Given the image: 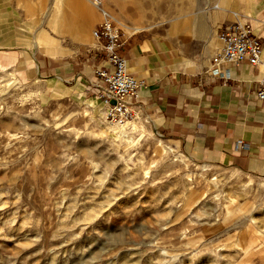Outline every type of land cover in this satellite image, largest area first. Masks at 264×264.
Wrapping results in <instances>:
<instances>
[{
    "label": "rangeland",
    "instance_id": "374dc122",
    "mask_svg": "<svg viewBox=\"0 0 264 264\" xmlns=\"http://www.w3.org/2000/svg\"><path fill=\"white\" fill-rule=\"evenodd\" d=\"M133 1L0 0V39L17 42L14 63L0 65V264H264V175L191 158L147 118L108 122L95 73L85 80L93 91L81 93L65 87L73 79L61 68L39 69L46 53L67 62L79 48L93 52L105 19L96 4L198 62L218 46L219 26L238 20L220 17L216 0H149L138 13ZM190 19L189 32L176 28ZM40 28L49 35L34 49L27 42ZM55 74L66 84L46 88Z\"/></svg>",
    "mask_w": 264,
    "mask_h": 264
},
{
    "label": "crops",
    "instance_id": "0c3cea01",
    "mask_svg": "<svg viewBox=\"0 0 264 264\" xmlns=\"http://www.w3.org/2000/svg\"><path fill=\"white\" fill-rule=\"evenodd\" d=\"M225 1L226 9L220 17L226 12H231L238 20L250 17L252 28L262 42L264 60L263 3L239 0L244 3L239 12L235 9L237 0ZM142 30L129 32L124 29L128 34H121V45L117 48L126 59L129 72L144 80L136 104L137 116L149 119L162 136L173 141L176 148H183L184 151H180L191 158L211 164H229L255 175H264V100L256 97L259 81L264 75L263 65L223 64L219 66L222 74H216L211 70L210 58L198 62L194 53L193 60L183 59L164 40L145 36L140 33ZM94 41V45L90 44L93 52L90 49L89 53L80 52L79 48L80 56L67 62L56 59L64 55L47 53L52 57L39 61L40 70L54 72L61 68L64 75L69 73L68 77L73 79V85H68L60 74L45 76L52 89L60 82L74 92L93 91L88 86L90 82L85 80L106 63L101 42ZM16 44V38L0 39V46L8 48L0 52V65L4 69L15 61L16 51L12 46ZM96 49L99 52L96 53ZM28 50L37 77H43L35 52L30 47ZM18 73L26 77L24 70H18Z\"/></svg>",
    "mask_w": 264,
    "mask_h": 264
},
{
    "label": "built area",
    "instance_id": "2783aa9c",
    "mask_svg": "<svg viewBox=\"0 0 264 264\" xmlns=\"http://www.w3.org/2000/svg\"><path fill=\"white\" fill-rule=\"evenodd\" d=\"M93 35L101 42L106 63L95 69L98 82L91 84L98 88L97 97L103 103L105 119L122 124L137 116L136 104L144 80L129 72L126 59L117 52L121 45V32L111 18L103 19L94 28ZM216 36L219 44L210 57L211 70L216 74H222L219 66L223 64L239 66L246 62L264 66L261 39L249 22L235 20L223 23ZM256 97L264 100V75L259 81Z\"/></svg>",
    "mask_w": 264,
    "mask_h": 264
},
{
    "label": "bare ground",
    "instance_id": "6f19581e",
    "mask_svg": "<svg viewBox=\"0 0 264 264\" xmlns=\"http://www.w3.org/2000/svg\"><path fill=\"white\" fill-rule=\"evenodd\" d=\"M92 1V0H91ZM114 1H116L117 2V0H114ZM150 1L149 0H138V1H133L132 2V10L134 11V12H136V13H138V11L139 10H141L142 9V7H143V5L144 4H147V3H149ZM225 4H226V1L225 0H216L212 5H211V8H213L214 10H220V11H225ZM192 5V2L190 1V2H187L186 4H184V6L185 7H189L190 8V6ZM96 6L98 7V9L100 10V13L102 14V16L106 19V18H112V20L114 19L116 22H117V24H120V25H122V27L125 29V30H127V31H137V30H140V29H143L144 27L143 26H133V28L131 29V30H129V29H127L122 23H121V18H119V17H115V16H113L112 14H111V10H109V8L107 7V5L105 4V3H102V4H100V5H97L96 4ZM157 9L158 8H161V5H157V7H156ZM209 9V7H204L203 8V12H207V10ZM60 10V9H59ZM58 10V12H56L57 13V15H56V17H55V19H54V23H53V27H55V26H57L58 24H59V15L61 14L60 13V11ZM215 11V12H216ZM50 14V12H49V7H48V9H46L45 10V12H44V16H43V20L41 21V23H40V25L41 24H44V22H45V18H47L48 17V15ZM88 14V16L89 17H93V18H95V13L92 11V12H90V13H87ZM54 16V15H53ZM51 17V16H50ZM194 20V19H193ZM116 24V23H115ZM116 24V26L117 27H120V25H117ZM175 25H177L176 26V28L178 27L179 29H181L183 32H189V30H191V28H192V25H194L193 23H192V20L190 19V20H188V21H184V22H179V23H175ZM59 26V25H58ZM59 28H60V26H59ZM121 28V27H120ZM55 29H56V27H55ZM58 30V29H57ZM254 31V30H253ZM44 33L45 35V37L46 36H48L49 34L48 33H46L44 30H43V28L41 29H37V32H36V35L34 36V40L32 41V43H31V40L30 41H28L27 43L28 44H30V46H31V44H32V47L34 48V49H36V47H38V49L39 48H41L42 46L41 45H38L39 43H37V35H42V34ZM263 50V49H262ZM264 67V66H263ZM50 87H51V84L48 82L47 83V87L46 88H48V89H50ZM101 104H102V102H101ZM92 106H93V104H92ZM104 116H105V111H104ZM130 121V120H129ZM126 122H128V121H126ZM125 123V122H124ZM173 257L174 258H177V256H175V255H173ZM173 259V258H172ZM182 264H186L185 262H183Z\"/></svg>",
    "mask_w": 264,
    "mask_h": 264
}]
</instances>
